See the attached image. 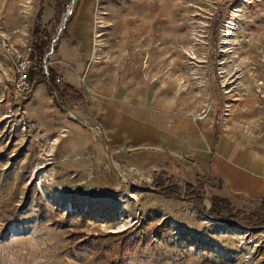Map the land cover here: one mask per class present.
<instances>
[{"label": "rangeland", "instance_id": "rangeland-1", "mask_svg": "<svg viewBox=\"0 0 264 264\" xmlns=\"http://www.w3.org/2000/svg\"><path fill=\"white\" fill-rule=\"evenodd\" d=\"M38 12L47 64L73 89L57 102L40 81L16 96L0 67V264H264L253 201L211 178L195 201L172 175L182 195L164 196L156 175L112 159L117 176L99 125L104 100L141 103L207 119L264 156V0H0L15 53ZM217 195L231 201L219 223L200 210Z\"/></svg>", "mask_w": 264, "mask_h": 264}, {"label": "crops", "instance_id": "crops-1", "mask_svg": "<svg viewBox=\"0 0 264 264\" xmlns=\"http://www.w3.org/2000/svg\"><path fill=\"white\" fill-rule=\"evenodd\" d=\"M69 38L61 41L59 52L69 47ZM66 77L63 82L71 85ZM100 110L99 125L117 165L186 181L209 175L228 195L264 196V156L225 132L215 136L207 119L119 99L104 100Z\"/></svg>", "mask_w": 264, "mask_h": 264}, {"label": "trees", "instance_id": "trees-1", "mask_svg": "<svg viewBox=\"0 0 264 264\" xmlns=\"http://www.w3.org/2000/svg\"><path fill=\"white\" fill-rule=\"evenodd\" d=\"M56 9L57 11L59 10L58 7H56ZM38 14L39 12L34 18L36 23H34L32 26V41L28 52V58L31 62V66L27 74V81L29 85L32 86L36 82L46 80L49 83V86H47L48 90L51 92L50 87H52L55 93L57 94L59 100L61 101L63 94L66 93L68 90H72L73 87L67 83H56L55 81L56 73L54 69L47 64L48 57L47 55L45 56L50 39V33L47 30L40 28L39 23L37 21L39 18ZM43 62H46V64L44 65L45 73L42 64ZM161 176L162 175L154 176V178L152 179L151 186L154 187V189L158 190L164 196L180 198L182 195V190L180 189V186L177 184H170L172 183V180L169 182V186H167L166 188H161L163 185H165L164 178H161ZM208 178H210L209 175H205L201 177L196 176L194 177L193 181L183 180L184 196L191 197L195 201H200L203 193L196 184H199L198 182H202L204 179ZM212 180H215L216 182H221L218 178H213ZM230 196L236 197L238 195L230 194ZM246 199L253 201L257 209H260L264 212V196L246 197ZM230 203L231 201L229 198L217 195L211 197L212 207L209 210L205 208H201L200 210L204 213H207L210 218L221 219L223 218L221 210L223 208L228 207ZM258 218H261L258 220V224H264V213L263 215H261V217Z\"/></svg>", "mask_w": 264, "mask_h": 264}, {"label": "built area", "instance_id": "built-area-1", "mask_svg": "<svg viewBox=\"0 0 264 264\" xmlns=\"http://www.w3.org/2000/svg\"><path fill=\"white\" fill-rule=\"evenodd\" d=\"M53 44L49 46V52L52 49ZM0 49L2 52L11 58L12 63L7 64L4 61L2 62L3 67L10 72V86L13 95L22 96L27 94L31 87L27 81V74L31 66V62L28 58V52L30 47H26L23 54L15 53V51L2 39H0ZM47 54V53H46ZM45 54V55H46ZM43 69L45 70V66L43 65ZM45 73V71H44ZM56 82L60 81L59 77L55 78Z\"/></svg>", "mask_w": 264, "mask_h": 264}, {"label": "water", "instance_id": "water-1", "mask_svg": "<svg viewBox=\"0 0 264 264\" xmlns=\"http://www.w3.org/2000/svg\"><path fill=\"white\" fill-rule=\"evenodd\" d=\"M64 20V19H63ZM47 55V54H46ZM45 55V56H46ZM44 56V57H45ZM44 84H46L47 86H49V83L46 81V80H41ZM50 89H51V92L53 93V95H54V98L56 99V101L58 102V96H57V94L55 93V91H54V89L52 88V87H50ZM69 112H71V111H68V113ZM80 123H82V124H84V125H87L88 127H90V128H95V129H97L98 131H100V129H99V127L97 126V125H95V124H90V123H85L80 117L79 118H76ZM102 145H103V150H104V153H105V155H106V157H107V159H108V162H109V164H110V166H111V168L113 169V171L115 172V174L118 176V172H117V170L115 169V167H114V164H113V162H112V159H111V157H110V155H109V153H108V150H107V146H106V140L104 139V138H102ZM177 181V180H176ZM176 181H173V183H176ZM178 181L179 182H181V183H183V181H182V179H178ZM173 183H170V184H173ZM170 184H165V185H163L161 188H166L167 186H169ZM182 198H184V197H182ZM209 218V217H208ZM209 219H211L212 221H214V222H216V223H219V222H224V220H221V219H213V218H209Z\"/></svg>", "mask_w": 264, "mask_h": 264}, {"label": "bare ground", "instance_id": "bare-ground-1", "mask_svg": "<svg viewBox=\"0 0 264 264\" xmlns=\"http://www.w3.org/2000/svg\"><path fill=\"white\" fill-rule=\"evenodd\" d=\"M0 67L5 71V73L8 75V77L10 78L11 75H10V72H8L2 65V62L0 60ZM116 169V168H115ZM119 172V171H118ZM119 175H121V172H119ZM122 178H123V173H122Z\"/></svg>", "mask_w": 264, "mask_h": 264}]
</instances>
